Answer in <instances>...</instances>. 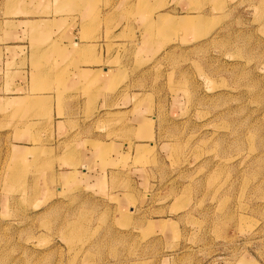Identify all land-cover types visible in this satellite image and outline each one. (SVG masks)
<instances>
[{"label":"rangeland","instance_id":"1","mask_svg":"<svg viewBox=\"0 0 264 264\" xmlns=\"http://www.w3.org/2000/svg\"><path fill=\"white\" fill-rule=\"evenodd\" d=\"M49 21L53 53L73 24L127 84L59 136L35 94L49 62L20 73L51 51ZM90 127L118 143L91 185L83 136H60ZM0 264H264V0H0Z\"/></svg>","mask_w":264,"mask_h":264},{"label":"crops","instance_id":"2","mask_svg":"<svg viewBox=\"0 0 264 264\" xmlns=\"http://www.w3.org/2000/svg\"><path fill=\"white\" fill-rule=\"evenodd\" d=\"M38 20H27L23 22H37ZM42 23L40 22V25ZM49 39L51 40L50 46L48 48L51 49L49 53H45V55L37 54V56H33L30 58V54L26 56V66L24 70H20V73L26 72L28 76L32 75H39L41 72L42 75H49L53 77V86L51 84V91L49 92H42V93H35L37 96H45L50 97V109L53 111V133L50 136H59L58 134V125H66L73 119L75 122L79 124H94L95 123V116L100 115L102 108H106L107 104L112 105V109L116 107L113 106L112 92H120L122 91L123 87L127 86V84H123L119 86L117 89H111V87H116L112 85V77L116 74L118 70L115 66H110L106 64V56L105 54L102 55L100 46L97 42H91L90 40L81 41L80 37L78 36V30L75 29L73 24H68L66 27L65 35L62 37H58L59 43L57 41V47L60 49L58 53H53V27H57V23L53 21H49ZM39 36V35H38ZM19 37L22 38L23 34H19ZM19 42H14V44H18ZM27 44V43H26ZM23 47L22 45H19ZM18 45H13L12 42H9L10 48H17ZM47 47H45L46 49ZM83 51V56L81 58L76 57L77 52L79 50ZM95 50V52H94ZM47 51V49L45 50ZM88 51V52H87ZM87 52V53H86ZM1 59L5 62L10 59H15L13 56H10L6 53H3ZM34 62V69H32V63ZM51 68V71L48 72V69L41 70L38 74L35 70V65L37 66H48ZM35 70V71H34ZM63 74L66 76L65 86L63 87L62 93V100L63 106L62 109L63 115L61 117L58 116V108H59V100H58V93L57 91V84L55 82V77H58L59 74ZM60 74V76H62ZM83 78L80 80L79 78ZM96 78L92 80L93 85L89 86V82L91 79L89 78ZM4 86V85H3ZM14 88L16 84L13 85ZM80 88H87V91L91 93L92 96L91 102L89 101V96L84 95L85 92H80L78 89ZM108 98V102H107ZM86 109H91L93 113V117L91 120H86V117L83 116V112ZM95 115V116H94ZM85 121V122H84ZM64 133V132H62ZM60 136H83L80 140V144L78 145V156L76 160V164L78 169H82V174L84 175L85 179L90 178V185L93 184V179L98 175L100 172V168H98L100 163V152L103 150L106 144L113 143L116 147L118 145L117 142H114V139L106 140L105 136L99 135L98 132L95 131V128H91L88 132H84L82 134H61ZM137 136V135H135ZM108 141V142H107ZM113 157L115 154L112 155ZM112 157V158H113ZM59 161H57V167L59 166ZM60 169L64 173H71L74 171L73 168L68 167L67 164H60ZM77 169V170H78ZM58 170V169H57ZM68 170V171H66ZM109 173L115 172L114 169L109 168L107 170ZM79 172V171H77Z\"/></svg>","mask_w":264,"mask_h":264},{"label":"bare ground","instance_id":"3","mask_svg":"<svg viewBox=\"0 0 264 264\" xmlns=\"http://www.w3.org/2000/svg\"><path fill=\"white\" fill-rule=\"evenodd\" d=\"M162 20H163V22L164 21H169V19L166 18V17H162ZM184 20H185L186 23H188L189 21H192V19H189V18H185Z\"/></svg>","mask_w":264,"mask_h":264}]
</instances>
